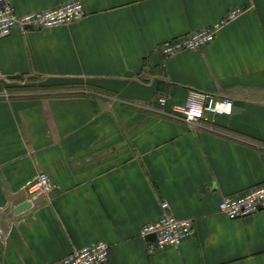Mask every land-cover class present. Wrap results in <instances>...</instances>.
<instances>
[{"label":"crops","instance_id":"1","mask_svg":"<svg viewBox=\"0 0 264 264\" xmlns=\"http://www.w3.org/2000/svg\"><path fill=\"white\" fill-rule=\"evenodd\" d=\"M8 1L25 14L70 0ZM79 1L78 22L0 38V264L54 263L99 240L106 264H264V209L218 211L264 183V0ZM235 7L204 48L161 54ZM189 90L232 113L195 125L169 113ZM38 172L51 189L15 214ZM162 201L195 232L148 254L138 232Z\"/></svg>","mask_w":264,"mask_h":264},{"label":"built area","instance_id":"2","mask_svg":"<svg viewBox=\"0 0 264 264\" xmlns=\"http://www.w3.org/2000/svg\"><path fill=\"white\" fill-rule=\"evenodd\" d=\"M242 9L231 8L227 14L205 28L189 32L186 35L171 38L162 42L158 47L165 57L173 56L179 52L200 50L210 44L219 30L230 21L236 19ZM82 3L79 0H70L52 8L39 9L17 14L8 0H0V38L8 36L12 30H24L26 26L33 28H52L78 22L86 16ZM167 98L159 97L157 105L164 111ZM184 102L172 104L169 113L181 118L188 124H199L209 117L219 114L230 115L233 102L228 98H216L198 90H189ZM52 181L45 172H38L32 180L22 187L24 202L32 203L36 196L48 192ZM169 203L162 201L160 215L140 227L139 236L147 238L146 249L148 254L161 251L165 248H175L186 239L194 235V226L190 218H177L171 211ZM11 206V203L8 204ZM264 209V183L250 187L239 194L224 196L218 202V211L229 219H239L249 216L258 210ZM110 244L99 240L71 251L61 260L44 264H106L109 258Z\"/></svg>","mask_w":264,"mask_h":264},{"label":"water","instance_id":"3","mask_svg":"<svg viewBox=\"0 0 264 264\" xmlns=\"http://www.w3.org/2000/svg\"><path fill=\"white\" fill-rule=\"evenodd\" d=\"M28 28L30 29L32 27L31 26H26L25 27V29H28ZM29 206H30V203H28L27 201L26 202H23L20 205L16 206L13 209V212L15 214H18V213L22 212L23 210H27L29 208ZM147 238L153 240L154 239V235L153 234L152 235H149V236H147Z\"/></svg>","mask_w":264,"mask_h":264}]
</instances>
